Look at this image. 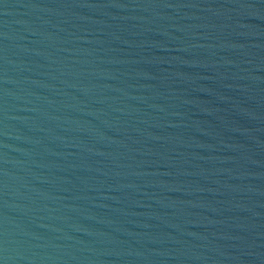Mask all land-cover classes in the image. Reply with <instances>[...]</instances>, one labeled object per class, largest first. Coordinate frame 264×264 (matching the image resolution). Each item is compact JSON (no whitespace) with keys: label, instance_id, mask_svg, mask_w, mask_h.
Masks as SVG:
<instances>
[{"label":"water","instance_id":"95a60500","mask_svg":"<svg viewBox=\"0 0 264 264\" xmlns=\"http://www.w3.org/2000/svg\"><path fill=\"white\" fill-rule=\"evenodd\" d=\"M0 264H264V0H0Z\"/></svg>","mask_w":264,"mask_h":264}]
</instances>
